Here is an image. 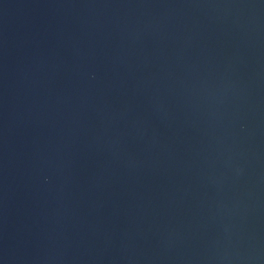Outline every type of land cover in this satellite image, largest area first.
<instances>
[{"label": "water", "instance_id": "1", "mask_svg": "<svg viewBox=\"0 0 264 264\" xmlns=\"http://www.w3.org/2000/svg\"><path fill=\"white\" fill-rule=\"evenodd\" d=\"M0 264H264V0H0Z\"/></svg>", "mask_w": 264, "mask_h": 264}]
</instances>
